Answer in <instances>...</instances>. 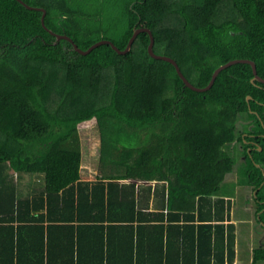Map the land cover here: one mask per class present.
<instances>
[{"label": "trees", "instance_id": "trees-1", "mask_svg": "<svg viewBox=\"0 0 264 264\" xmlns=\"http://www.w3.org/2000/svg\"><path fill=\"white\" fill-rule=\"evenodd\" d=\"M141 28L196 87L234 59L264 78V0H0V264H232V218L264 226V82L237 62L193 89L144 30L125 53L73 45L125 50ZM232 144L254 201L235 214ZM26 176L40 190L21 194Z\"/></svg>", "mask_w": 264, "mask_h": 264}, {"label": "rangeland", "instance_id": "rangeland-1", "mask_svg": "<svg viewBox=\"0 0 264 264\" xmlns=\"http://www.w3.org/2000/svg\"><path fill=\"white\" fill-rule=\"evenodd\" d=\"M78 133L83 160L81 174L92 179L94 177L91 176H93L98 169L101 152V133L95 121L79 124ZM225 150L234 160V169L226 176V180L222 184V193L234 196L238 204L243 203L245 206H247V204L250 206L254 205V201L251 198L248 200V197H251L249 196L251 195L249 192L251 189H249L248 176L245 170L247 162L243 154V149L241 146H234V144H232ZM41 183L43 182L39 181L38 178L34 176H26L24 181L20 184V193L27 195L34 191H38L40 190ZM238 207L242 209V212L239 211L241 213L240 216H243L242 213L244 212L250 213V210L247 211L244 206L238 205ZM243 209L245 210L243 211ZM242 219L247 221H242L243 223L238 225V233L241 243H243L242 247L244 254H250L249 244L252 245L253 249V247L258 246L259 243H264V226L254 221V219H251L248 215Z\"/></svg>", "mask_w": 264, "mask_h": 264}, {"label": "water", "instance_id": "water-1", "mask_svg": "<svg viewBox=\"0 0 264 264\" xmlns=\"http://www.w3.org/2000/svg\"><path fill=\"white\" fill-rule=\"evenodd\" d=\"M44 15H45V12H44ZM42 21H44V16L42 17ZM143 30H144V31H147V32L150 34V37H151V41H150V44H149V46H148L149 53H150L153 57H155V58L164 59V60L170 61V62H172L173 64H175V66L177 67V71L180 73V75H181V77L183 78V80H184V82L186 83V85H188L189 87H191V88H193V89H196V90H205V89L209 88V87L213 84L214 79L216 78V76L218 75V73H219L222 69L226 68L227 66H229V65H231V64L237 63V62H249V63H251L252 66H253V72H254V77H253L252 80H253V81H254V80H259V81L264 82V78L260 77V76L257 74L256 66H255V63H254L253 61L248 60V59H234V60L229 61V62L226 63V64H223V65L219 66V67L214 71L213 76H212V79H211V81H210V83H209V85H208L207 87H205V88H199V87H196V86H194V85H193V84H192V83H191V82H190V81H189V80H188V79L182 74V72L180 71V68H179L178 64L176 63V61H175L173 58H171V57H169V56H166V55L156 54V53L153 51L154 38H153V36H152V32H151V30L148 29V28L136 29V30L134 31L132 37L130 38V40H129V42H128V45H127V47H126L125 50H119V49L117 48L116 45H114L111 41L106 40V39H103V40H100V41L94 43V44H93L89 49H87V50H82V49H80V48L77 46L76 43H74V42L72 41V39H71L70 37H68V36H66V35H59V34H57V38L60 39V38H63V37H64V38L69 39L70 41H72V42L74 43V44H73V45H74V48H75L77 51H79V52H81V53H85V54L88 53L92 48L96 47L97 45L102 44V43H106V42H107V43H110V44H111V45H112L117 51H119L120 53H125V52H127V51L130 49L131 44H132L134 38L137 36V34H138L140 31H143ZM248 98L250 99L251 96L249 95Z\"/></svg>", "mask_w": 264, "mask_h": 264}, {"label": "crops", "instance_id": "crops-1", "mask_svg": "<svg viewBox=\"0 0 264 264\" xmlns=\"http://www.w3.org/2000/svg\"><path fill=\"white\" fill-rule=\"evenodd\" d=\"M82 163H83V160H81V166H82ZM96 171L98 172V169ZM80 172H81V170H80ZM97 172H95L94 175L91 176V177H95L97 175ZM82 177L90 178V177H87L85 175L84 176L82 175ZM226 197L227 198H230L232 200V204H233L232 213L235 214V212H234V211H236V199H235V197L234 196H231L229 194H226ZM150 205H152V204H150ZM245 208H247V207H245ZM150 209H153V208H150ZM231 221L236 224V229H235L236 237H235V246H234V249H235V257H234V260H233L232 264H252V260H251V249H252V245L249 244L250 254H244L243 247H242L243 243H241V239H240V236H239V233H238V225L241 224V223H243V222H242V220H240V219L238 220V219H235V218H232ZM158 222L159 221L151 220L150 222L149 221L147 222V225L150 226V225H154V224H159ZM151 230L152 229L150 228V231ZM178 237H180V236L179 235H176V238H178ZM173 239H175V237Z\"/></svg>", "mask_w": 264, "mask_h": 264}]
</instances>
